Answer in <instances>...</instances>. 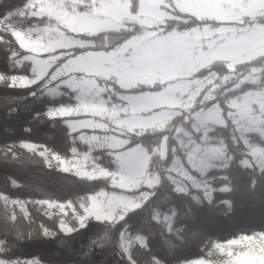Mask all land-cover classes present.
I'll list each match as a JSON object with an SVG mask.
<instances>
[{
	"label": "rangeland",
	"instance_id": "rangeland-1",
	"mask_svg": "<svg viewBox=\"0 0 264 264\" xmlns=\"http://www.w3.org/2000/svg\"><path fill=\"white\" fill-rule=\"evenodd\" d=\"M80 4L91 5L92 10L81 12ZM27 11L31 16L47 17L48 24L37 30H23L2 21L0 34L10 31L18 45L29 53L22 62L32 64V76L0 74V81L13 87H30L44 80L46 93L54 97L64 95V89L71 91L75 102L50 112L49 116L74 117L68 126L72 132H81L79 140L86 149L75 148L69 158L44 152L47 163L80 178L109 179L116 189L103 190L77 204L40 201L39 209L49 218L58 217L65 234L84 227L90 220L119 223L150 199L147 191L140 190L154 188L161 182L160 175L149 170L151 158L157 154L165 159L170 150L173 159L165 171L177 193L190 196L197 205L195 209L202 198L212 201L214 187L208 175L226 168L229 156L226 147L215 143L210 133L225 126L227 120L219 104L188 116L208 85L217 89L215 77L199 79L195 75L216 61L224 62L233 73L237 65L264 56L262 0H139L136 13L133 0H29ZM175 12L216 20L220 25L165 33L168 21L179 19ZM128 23L141 26L143 33L118 50L88 52L58 65L60 59L72 53L70 49L81 45L69 33L118 31L128 28ZM237 79L236 85L224 93L230 121L247 148L244 165L263 171V69H253ZM157 84L162 86L159 92L138 95L121 94L114 87L130 89ZM249 85L251 89L243 94L227 96L228 92ZM215 97L210 93L204 101ZM185 114L191 129H177V145L172 149L167 139L153 153L143 146L125 149L132 136L163 130L174 118ZM101 149L110 151L115 170L97 164L93 153ZM1 201L12 221L19 212L28 216L24 201L6 195L1 196ZM156 219L168 233L174 231L175 211ZM45 234L54 236L48 230ZM147 245L142 236L129 232L122 235V247L127 254L136 246ZM203 249L205 258L181 264H264V232L240 234L224 242L209 240ZM2 253L0 243V264H40L37 259L7 260ZM162 257L156 258L155 263L166 264Z\"/></svg>",
	"mask_w": 264,
	"mask_h": 264
},
{
	"label": "trees",
	"instance_id": "trees-1",
	"mask_svg": "<svg viewBox=\"0 0 264 264\" xmlns=\"http://www.w3.org/2000/svg\"><path fill=\"white\" fill-rule=\"evenodd\" d=\"M29 0H0V22L5 21L16 29L37 30L48 24L47 17L31 16L27 11ZM139 0H133L136 13ZM81 12L91 11V5H78ZM179 19L169 20L164 32L188 31L197 27H217L220 23L211 19H198L175 12ZM143 33V28L129 24L128 28L97 34L69 33L75 43L70 55L59 60L61 66L69 58L88 52H111L118 50L131 38ZM0 74L32 76V64L22 60L29 54L17 43L10 31L1 32ZM22 62V63H21ZM253 69H263L264 56L236 66L233 73L222 61L203 68L196 73L199 79L215 77L217 89L208 85L197 98L188 116L219 104L227 120L210 133L212 140L226 147L228 166L209 173L214 187V198H202L197 206L190 196L177 193L166 177V168L172 162L170 150L165 159L154 154L149 170L158 173L161 182L154 188H143L150 199L132 211L119 223L90 220L84 227L65 234L59 227V218H49L38 207L40 201L77 204L82 199L103 190L114 191L109 179H86L63 172L47 163L44 152L69 158L75 148L84 151L86 145L80 140L81 132H72L68 121L74 117H50L49 113L73 104L71 91L54 97L46 93L42 80L30 87H13L0 81V243L2 256L7 260L37 259L40 264H156L162 257L166 264H181L205 258L203 247L209 240L226 241L240 234L253 231L264 232V170L244 165L247 148L241 142L235 125L230 121V109L224 93L236 85L237 77H245ZM105 84V83H103ZM218 86H221V88ZM121 94H146L159 92L160 84L139 85L124 89L114 85ZM250 85L227 96L243 94ZM214 100L204 101L210 94ZM69 94V95H68ZM181 126L190 128L186 114L174 118L163 130L132 136L125 149L143 146L150 153L167 139L172 149L177 145L176 132ZM258 141L262 142L261 140ZM97 164L115 170V161L107 149L93 153ZM20 199L27 203L28 216L17 213L12 221L4 209L1 196ZM176 213L177 223L168 233L156 217ZM45 230L54 236L47 237ZM146 239V247L136 246L129 254L122 247V235Z\"/></svg>",
	"mask_w": 264,
	"mask_h": 264
},
{
	"label": "crops",
	"instance_id": "crops-1",
	"mask_svg": "<svg viewBox=\"0 0 264 264\" xmlns=\"http://www.w3.org/2000/svg\"><path fill=\"white\" fill-rule=\"evenodd\" d=\"M262 2L264 3V0H262Z\"/></svg>",
	"mask_w": 264,
	"mask_h": 264
}]
</instances>
